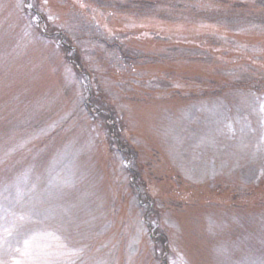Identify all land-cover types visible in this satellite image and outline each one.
Returning a JSON list of instances; mask_svg holds the SVG:
<instances>
[{
    "label": "rangeland",
    "instance_id": "obj_1",
    "mask_svg": "<svg viewBox=\"0 0 264 264\" xmlns=\"http://www.w3.org/2000/svg\"><path fill=\"white\" fill-rule=\"evenodd\" d=\"M0 264H264V0H0Z\"/></svg>",
    "mask_w": 264,
    "mask_h": 264
},
{
    "label": "trees",
    "instance_id": "obj_2",
    "mask_svg": "<svg viewBox=\"0 0 264 264\" xmlns=\"http://www.w3.org/2000/svg\"><path fill=\"white\" fill-rule=\"evenodd\" d=\"M51 40H53V38H50V41H51ZM59 40H60V39H59ZM61 46H63V45H61ZM62 48H63V47H62ZM67 58H68V57H67ZM87 107H88V106H87ZM88 112H89V109H88ZM89 113H90V116L94 117V119H95V118H99V116H100V117L103 116V115H101V114H97V113H95V112H93V113H92V112H89ZM109 139H110L112 142L115 141V140H114L113 138H111V137H110Z\"/></svg>",
    "mask_w": 264,
    "mask_h": 264
}]
</instances>
